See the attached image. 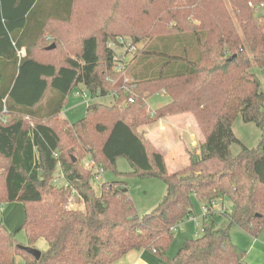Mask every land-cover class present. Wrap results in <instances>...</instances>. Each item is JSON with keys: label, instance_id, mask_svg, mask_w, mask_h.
Returning a JSON list of instances; mask_svg holds the SVG:
<instances>
[{"label": "trees", "instance_id": "1", "mask_svg": "<svg viewBox=\"0 0 264 264\" xmlns=\"http://www.w3.org/2000/svg\"><path fill=\"white\" fill-rule=\"evenodd\" d=\"M108 5L115 3L0 0V116H8L0 120V206L24 204L19 231L30 248L41 239L49 244L37 259L0 215V264H16L18 256L25 264H114L143 250L161 264H247L230 230L264 234V81L252 72L264 76V14L256 15L264 0H138L129 15L144 7L146 29L125 28L115 12L103 19ZM119 35L136 49L124 64L109 47ZM80 85L115 103L91 102L71 124L62 110ZM159 92L171 101L152 111L148 100ZM181 113L193 115L203 140L199 152L187 151L188 165L171 173L144 128ZM239 117L261 129L258 147L235 136ZM120 158L132 172L116 171ZM84 159L124 179L106 180L98 195ZM58 172L67 185H56ZM137 174L156 176L167 189L145 216L125 180ZM194 198L211 208L222 203L227 227H217L211 212L203 235L169 257L173 228L194 216Z\"/></svg>", "mask_w": 264, "mask_h": 264}, {"label": "rangeland", "instance_id": "2", "mask_svg": "<svg viewBox=\"0 0 264 264\" xmlns=\"http://www.w3.org/2000/svg\"><path fill=\"white\" fill-rule=\"evenodd\" d=\"M113 2L115 3V5H108V8L101 9L100 13L103 19L106 20L112 15V12H115L116 22H123L124 27L127 29H132L133 27L146 29L148 25H150V22L146 17L147 14L143 13V11L145 10L144 7H140V12H132V14L129 15V10H132L133 7L138 4V0H113ZM123 12L126 13L122 15ZM262 14H264V7L257 8L256 15ZM132 19H135L136 22L131 23ZM119 36L126 38V40L128 41L131 40V38L127 35ZM52 45L56 46L55 43ZM139 46L142 47L143 44H140ZM112 49L115 50L117 54H127V57H129V59L132 58V55L128 54L126 48L123 46L114 45ZM52 61L55 62V64H61V61L57 57ZM252 72L259 76L262 81H264L263 73L259 68L257 69L255 67ZM88 97L90 99L92 98L90 97L88 89H86L84 85H80L79 87L75 88L72 91V94L68 97V101L62 110L63 115H61V118L66 119L71 124H73L85 118V112L89 103L98 102L100 104L106 105H114L115 103L114 97L112 96L94 98L91 100V102H88ZM170 101L171 99L168 98V96L164 95L162 92L155 93L151 95L150 99L148 100V107L152 111H155L156 109L165 106ZM233 131L237 139L249 148H256L260 144L261 129H259L256 124L245 123L243 122L242 118L239 117L233 123ZM191 133L192 130H184V132L181 134V141L183 143H186L190 152H199L200 141L191 139ZM231 151L233 154H237L240 151V146L236 144L233 145L231 147ZM167 156H171V154ZM169 161L170 163L168 164V170L171 173L183 170V168L188 165V162L183 164H181L180 162L177 164V167H174L175 163L171 162V157L169 158ZM116 171L118 173H130L133 170L126 158H120L116 165ZM56 176L58 178V184L65 183V180L61 173L58 172ZM105 176L107 181L124 179L122 177H117L116 174H114V172L111 170L106 172ZM125 180L131 192V198L134 202V205H136L140 216H145L152 213L160 205L159 203L167 193L165 183L156 176L143 177L137 174L135 176L126 177ZM104 182L105 181H101L100 183L93 182L92 184L94 190H96L98 195H101L102 193L101 188ZM193 203L195 205V213L193 217L197 218L199 221H202L201 217L203 215V206L201 203H198L195 198L193 199ZM0 207L4 208V210H2L0 214L3 223L7 226L8 230L12 234H15V239H17L19 245L28 248L29 239L26 232L24 230L19 231L23 226L26 217V208L24 207V204L19 202H12V204H4V206L1 205ZM231 207L232 205L227 203V208L231 209ZM215 210L219 213L222 212V203L217 204L215 206ZM215 218L217 227H227V221H225V219L221 221L219 215H217ZM196 230L198 231L197 234ZM230 234L234 243L247 252V264H264V234L260 239H255L251 234L246 233L236 225L231 227ZM174 235V241L169 248V257H174L180 251L179 249L187 239H195L202 236V227L197 229L194 220L190 219L184 222V224L178 226ZM36 248L41 252H45L49 248V244L46 240L41 239L36 243ZM16 264H25L24 258L22 256H18Z\"/></svg>", "mask_w": 264, "mask_h": 264}, {"label": "crops", "instance_id": "3", "mask_svg": "<svg viewBox=\"0 0 264 264\" xmlns=\"http://www.w3.org/2000/svg\"><path fill=\"white\" fill-rule=\"evenodd\" d=\"M162 93L168 96V98H170V96L166 93ZM186 129L192 130L191 139L199 140L201 144L203 140V135L198 125H196L195 119L191 113H181L179 115L168 116L165 119L160 120L155 124H152L151 126L145 127L144 131L146 132L149 140L152 141L157 147V149L164 155V157H166L167 166L169 167V158L171 157V162L175 163L174 167H177V164L180 162L181 164L189 162V157L187 154L188 147L186 143H183L181 141V134ZM180 146L182 148V152ZM170 154L171 156H167ZM215 206L212 208L211 212H215V215L217 216L220 213L216 212ZM114 264L161 263L159 262L155 254L143 250L138 252H131L124 256L123 259L115 262Z\"/></svg>", "mask_w": 264, "mask_h": 264}, {"label": "built area", "instance_id": "4", "mask_svg": "<svg viewBox=\"0 0 264 264\" xmlns=\"http://www.w3.org/2000/svg\"><path fill=\"white\" fill-rule=\"evenodd\" d=\"M114 45H116V44H114V43H110V44H109V47L112 48ZM117 45H120V46L125 47L126 50H127V52H128V54H131V55H133L134 51L136 50L134 47L131 46L130 41L126 40V38H123V37H119V38H118V44H117ZM117 45H116V46H117ZM118 54H119V56H120L119 59L122 60L123 64H124L125 62H127V61L130 60L129 57H127V56H128L127 54H126V55H124V54H120V53H118ZM123 64H122V65H123ZM90 97H91V96H90ZM92 99H94V98L92 97V98L90 99V98L88 97V102H91ZM132 101H133V100H131V102H132ZM88 102H87V103H88ZM6 113H7L6 110H4V114H2V115L0 116V120H1V121H6V119H7V117H8L7 115H5ZM83 165H84V167H85L86 169H91V170L93 171V173H94L93 175H95L94 178H93L92 184H93V182H98V183H100L101 181H106L104 170H103L100 166H98L95 162H93L91 159H84ZM2 172H4V170L0 171V174H1ZM62 176H63V175H62ZM63 178H64V180H65V177H64V176H63ZM55 183H56V185H58V186H59V185H60V186H62V185H67L66 180H65V183H64V184H60V183L58 184V180H56ZM104 183H105V182H104ZM74 196H75V192H74ZM74 196H73V197H74ZM68 207H69L70 209H75V208L78 207V206H77L76 203L73 202V199H71V200L69 201ZM2 210H4V208H3V207H0V212H1ZM211 211H212V208H211V207H209V206H203V215H202V217H201L202 221H199V220H198L197 218H195V217H191V218H190V219H193V220H194L197 229L200 228V227H202V232H203V224H204L205 221H208V217H209V215L211 214ZM177 228H178V227L173 228V230L176 231ZM197 232H198V231L196 230V234H197Z\"/></svg>", "mask_w": 264, "mask_h": 264}, {"label": "water", "instance_id": "5", "mask_svg": "<svg viewBox=\"0 0 264 264\" xmlns=\"http://www.w3.org/2000/svg\"><path fill=\"white\" fill-rule=\"evenodd\" d=\"M54 48H55V46L52 45V46L48 47V50H53ZM24 249H25L28 253H30V254H32L33 256H35L37 259H40L41 256H42L41 252H40L38 249L30 248V247H29V248H25V247H24Z\"/></svg>", "mask_w": 264, "mask_h": 264}]
</instances>
